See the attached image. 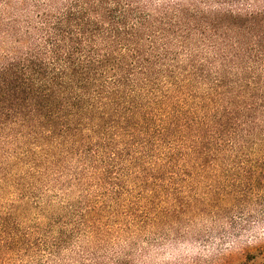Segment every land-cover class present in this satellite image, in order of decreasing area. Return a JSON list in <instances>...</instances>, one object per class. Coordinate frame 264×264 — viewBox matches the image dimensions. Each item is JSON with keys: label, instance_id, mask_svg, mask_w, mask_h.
<instances>
[{"label": "trees", "instance_id": "trees-1", "mask_svg": "<svg viewBox=\"0 0 264 264\" xmlns=\"http://www.w3.org/2000/svg\"><path fill=\"white\" fill-rule=\"evenodd\" d=\"M185 241L264 264V0H0V264Z\"/></svg>", "mask_w": 264, "mask_h": 264}, {"label": "rangeland", "instance_id": "rangeland-1", "mask_svg": "<svg viewBox=\"0 0 264 264\" xmlns=\"http://www.w3.org/2000/svg\"><path fill=\"white\" fill-rule=\"evenodd\" d=\"M262 231V229H258ZM215 246H204L199 243L185 241L169 246L163 253H153L145 263L142 264H192L198 254L210 255L215 250Z\"/></svg>", "mask_w": 264, "mask_h": 264}]
</instances>
